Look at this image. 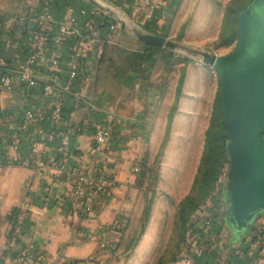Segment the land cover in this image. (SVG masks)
I'll use <instances>...</instances> for the list:
<instances>
[{
    "label": "crops",
    "instance_id": "obj_1",
    "mask_svg": "<svg viewBox=\"0 0 264 264\" xmlns=\"http://www.w3.org/2000/svg\"><path fill=\"white\" fill-rule=\"evenodd\" d=\"M191 1L153 0L151 7L144 8L142 0H0V56L13 79L11 90L0 91V157L5 160L0 166V264H19L16 247L10 241L13 222L9 215L16 208L25 213L20 241L46 244L44 253L32 257L29 264H60L65 260L103 264L108 252L98 245L102 227L116 225L120 232L114 235L118 239L122 227L125 229L138 214L139 172L134 168L142 169L146 156L156 155L161 148L181 72V96L162 166L163 177L168 164L181 168L182 179L170 181L176 191L185 192L181 198L188 193L201 162L217 98V73L205 65L170 59L161 50L144 76L126 60V54L143 49L138 34L187 43L191 26L182 35L181 30ZM67 4L76 9L80 35H69L54 47L52 41L59 35ZM92 7L97 9L94 16H81L80 9ZM44 10L51 12L52 19L43 31L47 36L44 49L30 65L40 84L30 88L14 71L26 65L41 44L36 15ZM113 23L117 29L108 36ZM131 26L138 29L135 34ZM55 55L62 59V79L73 56L77 55L81 64L78 82L63 96L62 128L70 134L65 155L59 150L58 138H46L59 127L51 120L52 101L42 90V83L53 75L50 62ZM58 93L59 89L55 90V95ZM29 108L39 110L40 115L25 128L22 120ZM99 125H110L114 130L105 169L113 183L94 199L92 213L68 215L75 179L68 174L58 176L55 165L63 163L67 172L79 167L94 173L104 158L92 138L93 129ZM35 141L40 143L35 146ZM23 159L28 164H21ZM40 162L46 164L41 166ZM186 174L189 184L182 190Z\"/></svg>",
    "mask_w": 264,
    "mask_h": 264
},
{
    "label": "rangeland",
    "instance_id": "obj_2",
    "mask_svg": "<svg viewBox=\"0 0 264 264\" xmlns=\"http://www.w3.org/2000/svg\"><path fill=\"white\" fill-rule=\"evenodd\" d=\"M182 1L179 0L178 4ZM251 1L192 0L188 16L183 24L184 31L191 26L187 35L188 42L184 43L181 39H170L186 47L172 49V53L175 55L173 59L175 61L188 60V62L198 65H205L209 70L216 72L213 67L202 61V57L198 53H191L188 49L209 51L218 55L233 52L238 47L240 40V33L239 35L234 33L236 24H238L237 29L239 27L238 15ZM120 26L119 24V28ZM130 29L134 34L138 31L135 26H131ZM164 48L167 49V47ZM221 93L222 85L218 76V102L219 100L221 102ZM175 109L173 116L176 112ZM172 121L173 117L171 121L168 119L163 134V139L166 134L168 136L166 141L171 136ZM229 141L230 139L225 140V143H214L213 149L204 159V164L198 165L191 187L183 198L181 196L185 192L176 191V187H173V183L170 181V179L178 177L182 179L181 168L168 164L165 166V177H163L162 155L165 152L164 148L162 153L159 149L160 151H157L156 155L148 154L143 160V174L137 180L140 195L138 214L124 227L125 229L122 227V235L117 239L116 247L108 251L106 258L103 259V264H173L180 259L186 247L187 235L184 227L186 219L191 217L193 221L202 223L205 216L214 220L212 226L217 233L215 235L216 242L210 250L202 255L199 261L217 259L213 264H247L248 259L242 256L241 252L238 255V252L249 247L255 233L262 231V236H264V215H260L256 219L254 225L240 241L232 240L231 229L225 221L227 209L225 194L230 171ZM205 142L206 133L204 147ZM195 177V187L192 189ZM188 184L189 180H187L186 174V178H183L181 182L182 190L187 189ZM176 186H178V182H176ZM258 257L263 259L259 264H264V252L258 253Z\"/></svg>",
    "mask_w": 264,
    "mask_h": 264
},
{
    "label": "water",
    "instance_id": "obj_3",
    "mask_svg": "<svg viewBox=\"0 0 264 264\" xmlns=\"http://www.w3.org/2000/svg\"><path fill=\"white\" fill-rule=\"evenodd\" d=\"M240 40L229 54L188 49L217 72L223 120L229 136L230 171L225 221L240 240L264 215V0H252L238 15ZM141 41L186 48L161 35L138 34Z\"/></svg>",
    "mask_w": 264,
    "mask_h": 264
},
{
    "label": "built area",
    "instance_id": "obj_4",
    "mask_svg": "<svg viewBox=\"0 0 264 264\" xmlns=\"http://www.w3.org/2000/svg\"><path fill=\"white\" fill-rule=\"evenodd\" d=\"M143 7L149 8L153 5V0H142ZM80 14L83 17H92L97 13V9L82 8ZM52 19V14L49 10H44L36 15V25L39 28L41 44L39 45L36 53L32 54L28 63L15 69L14 72L18 73L21 81H23L30 88H35L39 85V79L31 71V63L42 53L45 43L47 42V36L43 33L46 23ZM76 9L74 5L67 4L64 8L62 20L59 26V35L52 41L54 47L59 46L62 39L69 35L78 36L80 35L79 28L76 24ZM117 29V24L113 23L109 25L108 36H111ZM78 55V54H77ZM73 56L68 64L67 71L64 78L62 79L59 73L62 59L60 56H53L51 59V67L53 68V75L42 83V90L44 94L52 101L51 120L58 125L57 130L52 131L46 135L48 141H53L56 138L59 139V150L65 155L69 149L70 134L69 131L62 128L63 124V96L64 93H70L73 87L78 82L81 76V64L78 56ZM13 88V79L10 71L6 69V61L0 56V91L11 90ZM59 89V93L55 95V90ZM40 111L29 108L25 111L22 124L23 127H28L37 117H39ZM114 130L110 125H99L92 131V138L95 146L103 153L104 158L100 162V166L94 173L89 172L85 169L75 167L68 171L65 169L63 163L55 165V169L58 176L73 177L75 179L71 187V196L68 206V215L73 213H81L83 215H89L93 212V201L100 194H104L108 191L109 187L113 183L111 178L106 174V162L110 147L111 140L113 138ZM40 142L35 141L34 145H38ZM4 158L0 157V166L4 165ZM21 164H28V160H22ZM46 164L40 162L39 165ZM134 171L139 172V168L135 167ZM14 214V221L11 228L10 241L16 248L15 260L19 264H29L32 261V257L39 256L44 253L46 244L41 243L37 246L32 243H23L20 241L19 234L20 229L25 221V213L22 209L16 208L12 211ZM213 219L205 216L202 223L193 221L191 219L187 229V241L186 247L184 248L180 259L175 261L173 264H197L199 259L207 250L215 244V235L217 234L213 230ZM116 225L103 226L100 233L99 249L101 251H109L111 248H115L117 245V239L115 233H119ZM241 252V253H240ZM264 252V236L259 237V240L249 245L247 249L239 250L242 256H245L249 262L247 264H259L263 259H259L258 253ZM60 264H81L74 260H65Z\"/></svg>",
    "mask_w": 264,
    "mask_h": 264
},
{
    "label": "trees",
    "instance_id": "obj_5",
    "mask_svg": "<svg viewBox=\"0 0 264 264\" xmlns=\"http://www.w3.org/2000/svg\"><path fill=\"white\" fill-rule=\"evenodd\" d=\"M236 22L238 23L237 19H236ZM237 25L238 24H236V28H235L234 33L239 35ZM184 28L185 27L183 26V28L181 30V35L184 32ZM161 50L164 51L165 55L167 57H169L170 59L174 58L173 56H175V55H174V53H172L173 52L172 49H169V48L165 49L164 47L144 43V47L142 50L134 51V52H128L126 54V60L131 64L132 67H134V69L138 70L142 75L147 76L149 74L151 68L153 67V65L156 62L157 54ZM185 62H188V60H185ZM183 81H184V73L181 74V78L179 80V84L177 87L176 100H175V103L173 104V107H172L173 110L171 109V112H170L169 117H168L169 121H171V118L173 117V111H174L175 107L177 106V102H178L179 96L181 94V88H182ZM216 135H219V136L217 137ZM167 139H168V136L166 134V136L163 139L162 144H161V148H160L161 153H162L164 146L166 145L165 143L167 142L166 141ZM225 140L226 141L229 140V137H228L227 130H226V127H225L224 122H223L221 102H220V100L218 102V98H216V102H215L214 109H213L212 116H211L210 125L206 131V142H205V147H204L205 151L202 154L200 166L204 164V159L206 158L208 152L213 149L214 143H221V142L225 143ZM142 174H143V166H142V169L139 170L138 179L140 176H142ZM195 182H196V177H195L192 189L195 187ZM9 219L12 222L14 221V214L13 213H11L9 215ZM190 221H191V217H189V219H186V222L184 225L185 233H187V229H188V226L190 224ZM262 234H263L262 231H260L257 234L255 233L254 238L251 239L249 245L258 241L259 237H263ZM74 261L79 262V263H83V260H74Z\"/></svg>",
    "mask_w": 264,
    "mask_h": 264
}]
</instances>
